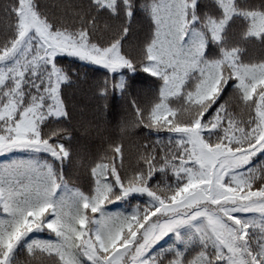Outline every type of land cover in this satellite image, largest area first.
<instances>
[{"label":"snow or ice","instance_id":"snow-or-ice-1","mask_svg":"<svg viewBox=\"0 0 264 264\" xmlns=\"http://www.w3.org/2000/svg\"><path fill=\"white\" fill-rule=\"evenodd\" d=\"M0 10L14 21L0 36V154L27 157L0 164V264H21L24 249L51 264H264V55H248L264 53V0ZM76 61L103 69L101 112L116 93L132 110L121 141L82 165L83 187L65 175L76 155L66 92L87 75ZM139 72L154 78L149 107L130 92ZM134 128L147 131L126 164Z\"/></svg>","mask_w":264,"mask_h":264},{"label":"trees","instance_id":"trees-1","mask_svg":"<svg viewBox=\"0 0 264 264\" xmlns=\"http://www.w3.org/2000/svg\"><path fill=\"white\" fill-rule=\"evenodd\" d=\"M9 0H0V6L4 5ZM49 6L50 12L59 16L65 12L70 13L75 6L87 3V0H44ZM10 18L4 16L0 10V36H2L12 24ZM101 27L104 25V20L100 21ZM144 30L143 21L138 18L137 26L134 32L129 35L127 43L135 46L142 38ZM248 55L260 57L264 53L260 52L258 48L250 49ZM68 59V58H64ZM75 67H78L82 73H86V77L78 80L71 88L67 89L66 97L69 107L73 111V120L69 127L72 136L74 137L72 144L76 155L73 156L71 162H66L65 175L71 183L78 184L83 187L86 179V173L82 165L87 164L91 158H99L104 154L105 149L109 147V141H121L122 122L128 121L132 118L131 107L127 103V99L121 100L119 93L109 98V107L106 111L101 112L102 101L96 93L95 82L103 79L104 72L99 66L75 62ZM131 75V74H130ZM132 75H135L133 73ZM154 78L149 77L147 73L139 72L136 74L131 83V95L136 98L137 103L141 107H149L153 101ZM146 129L140 128L128 129L123 134V147L127 157L125 163H134L138 150V145L143 143ZM152 139H155L153 136ZM115 145H113L114 147ZM27 157L20 152L0 155V164H3L11 159ZM156 179L160 180L159 174ZM123 205L118 201L116 206L110 205L109 208L115 211L116 208L123 210ZM37 238L48 239L49 233H38ZM18 259L21 264H51L47 258V254L41 256L40 254L31 255L27 253L26 249L20 250Z\"/></svg>","mask_w":264,"mask_h":264},{"label":"rangeland","instance_id":"rangeland-1","mask_svg":"<svg viewBox=\"0 0 264 264\" xmlns=\"http://www.w3.org/2000/svg\"><path fill=\"white\" fill-rule=\"evenodd\" d=\"M0 155H2V154H0Z\"/></svg>","mask_w":264,"mask_h":264}]
</instances>
